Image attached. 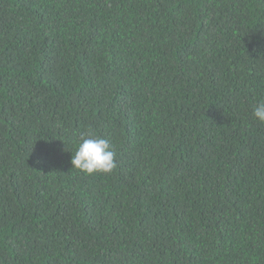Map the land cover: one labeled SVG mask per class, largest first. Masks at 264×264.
Listing matches in <instances>:
<instances>
[{
  "label": "trees",
  "instance_id": "obj_1",
  "mask_svg": "<svg viewBox=\"0 0 264 264\" xmlns=\"http://www.w3.org/2000/svg\"><path fill=\"white\" fill-rule=\"evenodd\" d=\"M260 101L264 0H0V264H264Z\"/></svg>",
  "mask_w": 264,
  "mask_h": 264
},
{
  "label": "clouds",
  "instance_id": "obj_2",
  "mask_svg": "<svg viewBox=\"0 0 264 264\" xmlns=\"http://www.w3.org/2000/svg\"><path fill=\"white\" fill-rule=\"evenodd\" d=\"M253 117L264 124V101L258 102L252 110ZM71 169L86 175L111 174L117 167L116 153L111 149L109 141L95 134L88 128L81 132L74 152H71Z\"/></svg>",
  "mask_w": 264,
  "mask_h": 264
}]
</instances>
